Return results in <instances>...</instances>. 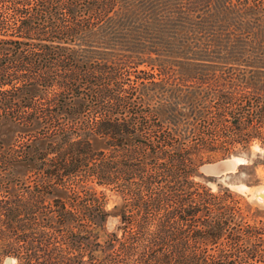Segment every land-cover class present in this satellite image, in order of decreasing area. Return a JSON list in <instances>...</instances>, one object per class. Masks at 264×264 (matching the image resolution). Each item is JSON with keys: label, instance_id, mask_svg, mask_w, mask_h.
Here are the masks:
<instances>
[{"label": "trees", "instance_id": "1", "mask_svg": "<svg viewBox=\"0 0 264 264\" xmlns=\"http://www.w3.org/2000/svg\"><path fill=\"white\" fill-rule=\"evenodd\" d=\"M126 63L179 72L129 84ZM0 124L18 130L0 140V258L264 264V224L193 178L264 148V0H0Z\"/></svg>", "mask_w": 264, "mask_h": 264}, {"label": "rangeland", "instance_id": "2", "mask_svg": "<svg viewBox=\"0 0 264 264\" xmlns=\"http://www.w3.org/2000/svg\"><path fill=\"white\" fill-rule=\"evenodd\" d=\"M125 60H134L131 57H125ZM157 62V61H154ZM145 68L143 72H137L139 69ZM182 68H180V71ZM119 73L125 77L126 83H133L134 81L146 80L145 76L153 75L154 79H157L159 75L163 77H169L168 79L174 78L178 75L179 68L171 63L162 64H150L142 65L137 64L133 66L132 63H126L119 70ZM184 77V75H183ZM210 81L209 83H213ZM53 90L50 87V91ZM18 135V130L9 124H0V140L3 145L12 141ZM92 146L95 148H103V141L97 138H91ZM234 149L237 151L232 152L228 155L220 156L218 154L212 155L209 159L204 160L205 162L219 160L221 158L232 159L240 158L241 162L236 163L233 170L224 171L220 175H210L203 171L201 165H199L197 172L194 174L193 178L198 180L215 190L218 184L225 185L233 192L236 193L237 204L239 205V211L246 213L245 219L251 223L264 224V201L257 198V192L264 189V148L258 140H252L248 146L240 147L239 144L234 145ZM35 180V177L33 178ZM242 184V185H241ZM27 186L30 189L35 187L34 182H26L22 186ZM19 186V185H18ZM101 188V187H97ZM15 189V188H14ZM106 195V207L109 208L117 200V196L113 191L105 188ZM117 222V216L108 215L104 226L99 228L97 238L102 241L105 237V233L111 229ZM121 231H117L119 235ZM8 256V255H6ZM3 256L0 258V264H5V258ZM14 259L10 264H13Z\"/></svg>", "mask_w": 264, "mask_h": 264}, {"label": "water", "instance_id": "3", "mask_svg": "<svg viewBox=\"0 0 264 264\" xmlns=\"http://www.w3.org/2000/svg\"><path fill=\"white\" fill-rule=\"evenodd\" d=\"M225 159V158H221L219 160H215V161H210V162H205L201 165V168L202 166H205L203 167V171L206 172L207 174H210V175H220L222 174L224 171H227L226 170V165L224 162H222V160ZM260 196H263V192H260L259 193ZM9 257L10 256H6L5 258V264H8V260H9Z\"/></svg>", "mask_w": 264, "mask_h": 264}, {"label": "bare ground", "instance_id": "4", "mask_svg": "<svg viewBox=\"0 0 264 264\" xmlns=\"http://www.w3.org/2000/svg\"><path fill=\"white\" fill-rule=\"evenodd\" d=\"M241 160H242V159H240V158H233V157H232V159H230V158H228V159H223L222 162L225 163V165H226V170H230V171H231V170L234 169L236 163L241 162ZM203 167H205V166H202V168H203ZM203 169H204V168H203ZM241 185H242V184H241ZM260 192H263V194H264V189L261 190V188H260V191L258 190V192H257V198H258L259 200H263V201H264V195H263V196H260V195H259ZM8 262H9L8 264H10V263L12 262V259L9 258Z\"/></svg>", "mask_w": 264, "mask_h": 264}]
</instances>
